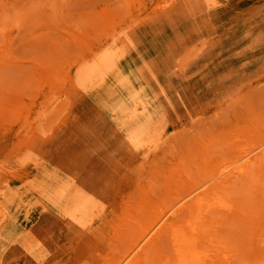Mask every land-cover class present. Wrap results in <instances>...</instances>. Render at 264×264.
I'll use <instances>...</instances> for the list:
<instances>
[{
	"label": "bare ground",
	"instance_id": "bare-ground-1",
	"mask_svg": "<svg viewBox=\"0 0 264 264\" xmlns=\"http://www.w3.org/2000/svg\"><path fill=\"white\" fill-rule=\"evenodd\" d=\"M81 1L0 0V264H264V0Z\"/></svg>",
	"mask_w": 264,
	"mask_h": 264
},
{
	"label": "rangeland",
	"instance_id": "rangeland-1",
	"mask_svg": "<svg viewBox=\"0 0 264 264\" xmlns=\"http://www.w3.org/2000/svg\"><path fill=\"white\" fill-rule=\"evenodd\" d=\"M65 2H66V9H65V7H64V9L67 11L66 13H68V14H70V15H73V16H76V18H78L81 14H83V13H86V9H82L81 10V8H82V1L81 0H64ZM70 1V2H69ZM80 1V2H79ZM92 1L93 0H86V1H83V3H85V2H90V3H92ZM110 1V3H109V5H111V6H114V5H116V3H117V0H109ZM108 2V1H107ZM69 4V5H68ZM72 4V5H71ZM73 5H75L76 7H74ZM69 8H70V10H69ZM78 8V9H77ZM69 11H68V10ZM76 9V10H75ZM80 9V10H79ZM80 12H79V11ZM76 13H75V12ZM72 12V13H71ZM74 12V13H73ZM43 31H44V29L41 31V33L43 34ZM47 30H45L44 32H46ZM35 135V134H34ZM34 135H30V137H31V139H32V141H31V139H30V141L28 142V144H34L35 143V139H34ZM27 144V145H28ZM26 146V145H25ZM9 153H11V154H16V152L13 150V151H7V152H0V162H2V163H6V165H5V167H7V168H10V169H12L11 168V165H12V158H13V156L11 155V157H10V154Z\"/></svg>",
	"mask_w": 264,
	"mask_h": 264
}]
</instances>
